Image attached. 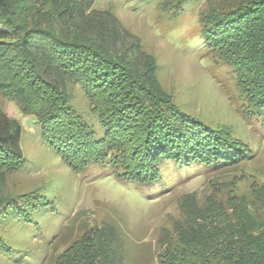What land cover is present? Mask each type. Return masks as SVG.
<instances>
[{
  "label": "trees",
  "instance_id": "1",
  "mask_svg": "<svg viewBox=\"0 0 264 264\" xmlns=\"http://www.w3.org/2000/svg\"><path fill=\"white\" fill-rule=\"evenodd\" d=\"M188 1L177 0L176 12ZM94 2L0 0V95L36 117L42 137L75 172L99 167L120 181L153 185L173 168L218 172L253 157L230 128L183 111L158 81L156 60L138 63L150 57L139 37ZM199 2L203 53L233 73L237 93L225 92L264 136V0ZM21 136V124L0 107V184L26 166ZM255 193L253 201L212 197L221 214L204 223L176 221L177 237L154 264H264V185ZM45 204L37 189L1 194L0 222L30 221ZM71 249L58 264H125L123 238L110 222L91 226ZM10 250L0 235V252Z\"/></svg>",
  "mask_w": 264,
  "mask_h": 264
},
{
  "label": "rangeland",
  "instance_id": "2",
  "mask_svg": "<svg viewBox=\"0 0 264 264\" xmlns=\"http://www.w3.org/2000/svg\"><path fill=\"white\" fill-rule=\"evenodd\" d=\"M176 2L95 0L94 7L111 9L139 37L150 57L138 58V63L145 67L156 60L158 81L183 111L209 125L230 128L251 144L253 157L218 172H207L201 165L177 171L172 167L176 173L153 185L120 181L99 167L75 172L42 137L36 117L0 95V107L22 126L26 158L24 170L0 184V195L37 189L47 199L30 221L0 222V235L11 247L10 252H0V264H58V258L74 255L75 239L103 222L119 229L125 264H154L177 237L176 221L193 216L204 223L205 215L213 219L221 214L212 197L256 198L264 185V136L240 117L236 95L225 92H235L233 73L203 53L199 0H189L179 12Z\"/></svg>",
  "mask_w": 264,
  "mask_h": 264
},
{
  "label": "clouds",
  "instance_id": "3",
  "mask_svg": "<svg viewBox=\"0 0 264 264\" xmlns=\"http://www.w3.org/2000/svg\"><path fill=\"white\" fill-rule=\"evenodd\" d=\"M9 104L13 103L12 101H8Z\"/></svg>",
  "mask_w": 264,
  "mask_h": 264
}]
</instances>
